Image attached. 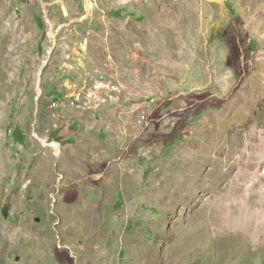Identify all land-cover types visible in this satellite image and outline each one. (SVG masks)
Returning <instances> with one entry per match:
<instances>
[{
  "label": "rangeland",
  "instance_id": "rangeland-1",
  "mask_svg": "<svg viewBox=\"0 0 264 264\" xmlns=\"http://www.w3.org/2000/svg\"><path fill=\"white\" fill-rule=\"evenodd\" d=\"M251 138L264 0H0V264H264Z\"/></svg>",
  "mask_w": 264,
  "mask_h": 264
},
{
  "label": "bare ground",
  "instance_id": "bare-ground-1",
  "mask_svg": "<svg viewBox=\"0 0 264 264\" xmlns=\"http://www.w3.org/2000/svg\"><path fill=\"white\" fill-rule=\"evenodd\" d=\"M89 7V6H88ZM91 9V8H90ZM240 98V97H239ZM235 104H237L235 102ZM243 104V102H242ZM237 107V106H236ZM240 112V111H239ZM259 142H260V145H255V142H256V139L255 138H251V143H250V148L252 149V153L254 154V152L256 151V149H259V148H262L264 150V139H258ZM42 143L45 147H52L54 148V150L56 151V154L59 153V144L56 143V142H50L49 140L47 139H43L42 140ZM211 163L213 165V169L215 171V165L217 164V158L214 157L212 158L211 160ZM260 165V164H259ZM256 166V165H255ZM229 172L228 173H225V174H221L223 176V178H226L228 176ZM213 187V186H212Z\"/></svg>",
  "mask_w": 264,
  "mask_h": 264
},
{
  "label": "built area",
  "instance_id": "built-area-1",
  "mask_svg": "<svg viewBox=\"0 0 264 264\" xmlns=\"http://www.w3.org/2000/svg\"><path fill=\"white\" fill-rule=\"evenodd\" d=\"M94 88H95V90L97 91H105L107 88H108V91H109V88L111 89V87H107V85H102V84H98V85H96V86H94ZM103 88V89H102ZM113 90V89H112ZM112 93V92H111ZM90 98V99H89ZM89 98H88V101H95L96 99H98L97 100V102H99V103H102V101H106V98L105 99H100V97H95L92 93H90V95H89ZM110 98H113V96H110ZM101 100V101H100ZM90 101V102H91ZM55 107H56V105H54Z\"/></svg>",
  "mask_w": 264,
  "mask_h": 264
},
{
  "label": "water",
  "instance_id": "water-1",
  "mask_svg": "<svg viewBox=\"0 0 264 264\" xmlns=\"http://www.w3.org/2000/svg\"><path fill=\"white\" fill-rule=\"evenodd\" d=\"M10 207H11V204L9 202H6L1 209L2 215L4 216L5 219L9 217Z\"/></svg>",
  "mask_w": 264,
  "mask_h": 264
}]
</instances>
